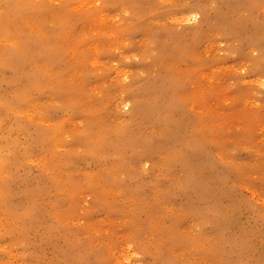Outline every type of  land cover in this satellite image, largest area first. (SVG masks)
<instances>
[{"label":"rangeland","instance_id":"obj_1","mask_svg":"<svg viewBox=\"0 0 264 264\" xmlns=\"http://www.w3.org/2000/svg\"><path fill=\"white\" fill-rule=\"evenodd\" d=\"M0 8V95L30 85L5 148L0 264H264V0ZM19 52L30 71L13 80Z\"/></svg>","mask_w":264,"mask_h":264},{"label":"bare ground","instance_id":"obj_2","mask_svg":"<svg viewBox=\"0 0 264 264\" xmlns=\"http://www.w3.org/2000/svg\"><path fill=\"white\" fill-rule=\"evenodd\" d=\"M29 1H33V0H29ZM37 1H39V0H37ZM50 1V0H49ZM30 4V3H29ZM74 6V5H73ZM29 7H30V5H29ZM39 7H41L40 5H39ZM5 8V7H4ZM22 9H21V12H24L25 10H26V7H21ZM32 8H34L35 9V6H33ZM42 8V7H41ZM45 8V7H44ZM75 8V7H74ZM36 9H38L37 7H36ZM0 10L2 11V9L0 8ZM38 10H41V9H38ZM73 10V9H72ZM120 11V10H119ZM24 16L26 17V19H27V17L28 16H26L27 14L24 12ZM4 15V14H3ZM9 15V14H8ZM21 15H23V14H21ZM29 15V14H28ZM109 17V16H108ZM19 18H21V17H19ZM19 18H17V19H19ZM111 18V17H110ZM113 20V19H112ZM123 20V19H122ZM149 20V19H148ZM24 19H23V23H24ZM29 21H30V19H29ZM28 21V19H27V21H26V23L28 24H30V22ZM18 22H19V20H18ZM101 22V21H100ZM0 23H2V20H1V18H0ZM36 23L37 22H35V24H34V26L36 25ZM21 23H19V25H20ZM25 24V23H24ZM39 25V24H38ZM15 26H17V25H15ZM21 26V25H20ZM41 26V25H40ZM28 27V26H27ZM31 27V26H30ZM36 27V26H35ZM35 27H33V29H36ZM97 28V27H96ZM103 28V27H102ZM16 29V28H15ZM97 30V29H96ZM109 30V29H108ZM16 32H18L17 30H15ZM21 31V30H20ZM31 31V30H30ZM33 31H37V29L36 30H33ZM38 31H39V29H38ZM103 31V30H102ZM112 31V30H111ZM40 32H42V30H40ZM40 32H38V33H40ZM43 32H44V30H43ZM104 32H105V29H104ZM37 33V32H36ZM46 33V32H45ZM47 33H49L48 31H47ZM57 34H58V32H57ZM6 35H7V33H6ZM9 35V34H8ZM26 36V35H25ZM37 36H38V34H37ZM42 36H44L43 34H42ZM3 37V36H2ZM7 39H9L10 40V38H8V37H6ZM14 38H15V40H16V37L14 36ZM125 38V37H124ZM39 39H41V38H39ZM32 40V39H31ZM0 41H1V39H0ZM3 41V40H2ZM11 41H14V39H13V37H12V40ZM61 41H63V40H61ZM10 42V41H9ZM20 41H17V42H15V43H13L14 45H13V47L14 48H17L16 46H18V43H19ZM58 42H60V39L58 40ZM64 44H65V39H64ZM139 43V42H138ZM23 44V43H22ZM41 44H43V43H41ZM40 44V45H41ZM46 44V43H45ZM64 44H62L61 46L59 45V47H61L62 48V46H64ZM96 44V43H95ZM11 45V44H10ZM16 45V46H15ZM92 45V44H91ZM1 46H2V48H3V45H0V48H1ZM22 46V45H21ZM20 46V47H21ZM24 46V45H23ZM22 46V47H23ZM116 46V45H115ZM45 48L46 47H48V46H44ZM43 47V48H44ZM90 47V46H89ZM42 48V47H41ZM41 48H39V49H41ZM47 49V48H46ZM18 50V49H17ZM20 50V49H19ZM18 50V51H19ZM59 50V49H58ZM62 50V49H61ZM5 51H7V50H5ZM40 51H43V50H40ZM4 52V51H3ZM14 53H16V51H13ZM10 53V52H9ZM9 53H8V55H9ZM12 53V52H11ZM33 53V52H32ZM160 54V53H159ZM5 55V54H4ZM32 57V55L31 54H26V53H22V52H19V54H16V59L18 60V58H21V60L19 61L20 62V65L18 66V67H16L15 65H14V63L13 62H11V67H15L14 68V70H13V75H14V77H13V80L14 79H16V77H18V75L19 74H21L22 73V69L25 67V65L26 64H28V60L30 59ZM9 59V58H8ZM15 59V60H16ZM11 60V59H10ZM169 60V59H168ZM171 60V59H170ZM18 62V63H19ZM33 62V61H32ZM99 62V61H98ZM34 63H35V60H34ZM95 63V62H94ZM15 64H17V63H15ZM31 65H32V63H31ZM166 65V64H165ZM28 66H26V69L25 70H27L28 68H27ZM29 67H31V66H29ZM42 67V66H41ZM165 67V66H164ZM34 67L32 66V69H33ZM38 68V70H39V67H37ZM36 68V69H37ZM46 68V67H45ZM31 69V68H30ZM35 69V68H34ZM42 69V68H41ZM170 69V68H169ZM28 71V70H27ZM30 71V70H29ZM28 71V72H29ZM43 72H46V71H43ZM118 72V71H117ZM29 74H31L32 75V78H31V76L29 75ZM27 73V75H28V81L30 82V84L32 85L34 82H38V80L34 77L35 75L37 76V78L38 79H40V77H41V75H40V73L39 72H36V70H31V72L30 73ZM118 74V73H117ZM25 88H30V85L29 86H26V87H22L21 89H19V90H17V91H15V93H13L11 96H6L7 95V93H2L1 95H3V96H1L0 95V102L2 101V107L4 108V109H6L7 111H11V112H13V117H14V119H15V125L14 124H11L10 122H9V124H7L6 123V125H8L7 126V128H5V129H2V130H0V207H2V205L4 206L5 205V194H3L2 192H3V190H2V186H3V184H5L4 183V175H3V172L4 171H7L6 170V165L8 164V162H10L9 161V158L10 159H12V160H16V159H14L15 158V156L14 157H7V152L5 151V148L6 147H10V148H15V146L17 145V137L16 136H13V137H11L10 135H9V131H10V134H14V133H16V131H18V129L21 127H23V129H27V127H26V125L25 124H21V122L23 123V122H25V120L24 119H26L27 117H29L27 114H28V109L29 108H24V109H22V110H19V109H17L16 107L18 106V104H17V99L22 95V93H23V91H24V89ZM158 94V93H157ZM122 96V95H121ZM16 97V98H15ZM5 100H4V99ZM16 100H15V99ZM14 99V100H13ZM67 100V99H66ZM35 102V101H34ZM55 103V102H54ZM83 107V106H82ZM16 108V109H15ZM31 109V108H30ZM31 112L32 111H34V110H30ZM78 112V111H77ZM34 113V112H33ZM38 113V112H37ZM40 113V112H39ZM32 113H30L29 115H31ZM41 114H43V113H41ZM85 114H86V112H85ZM33 115V114H32ZM78 115V114H77ZM80 115H81V113H80ZM89 115V114H88ZM2 116V115H1ZM35 117V116H34ZM33 117V118H34ZM85 117V116H84ZM12 118V117H11ZM30 119V118H29ZM28 119V120H29ZM27 120V121H28ZM38 120V119H37ZM12 121V120H11ZM141 121H142V119H141ZM36 122V121H35ZM39 122V121H38ZM87 122V121H86ZM140 122V121H139ZM46 123V122H45ZM52 123V122H51ZM89 124H90V122H88ZM141 123V122H140ZM54 124V123H53ZM90 127V126H89ZM95 127V126H94ZM86 130V129H85ZM90 130V129H89ZM101 130H102V128H101ZM32 131V130H31ZM86 131H88V130H86ZM92 131V130H91ZM99 131V130H98ZM41 132V131H40ZM62 132V127L60 126V125H57L54 129H52V128H50V130L49 131H46L45 132V135L47 136V138H48V140H50L49 142L51 143V141H54V140H56L57 139V136L59 137ZM81 132V131H80ZM80 132H79V135H80ZM90 132V131H89ZM85 132H81V134H84ZM98 133V132H97ZM90 135L88 136V134H87V136H88V138L87 137H85V139L83 140V144H84V146L86 147V148H88V149H93V148H96L97 147V139H96V136L94 137V136H92L91 135V132L89 133ZM118 134V133H117ZM94 135V134H93ZM100 135H101V133H100ZM98 136V135H97ZM79 137H83V135L82 136H79ZM128 137V136H127ZM143 137V136H142ZM41 138V137H40ZM126 138V137H125ZM124 138V139H125ZM43 140V139H42ZM47 140V141H48ZM81 140V139H80ZM27 142H29L28 140H27ZM49 142H47V144L49 145ZM20 144V143H19ZM22 144V143H21ZM46 144V145H47ZM24 145V144H23ZM122 145V144H121ZM50 146V145H49ZM123 146V145H122ZM44 147H46V146H44ZM110 147V146H109ZM117 147V146H116ZM125 147V146H124ZM9 148V149H10ZM48 148V147H47ZM7 149V148H6ZM52 150V148H50L49 147V150ZM49 150H47L46 149V151H49ZM97 150V149H96ZM11 152L12 153H8V155L9 154H14L15 153V151H14V149H11ZM52 152V151H51ZM122 152V151H121ZM52 153H54V152H52ZM97 153H98V151H97ZM16 156H17V154H15ZM50 155H52V154H50ZM58 155V154H57ZM19 156V155H18ZM54 156V155H53ZM59 156V155H58ZM57 156V157H58ZM36 157V156H35ZM75 157V156H74ZM123 157V156H122ZM16 158H18V157H16ZM29 158L30 157H28L27 158V160H29ZM60 159H61V156L59 157ZM115 158V157H114ZM21 159H22V157H21ZM20 159V160H21ZM50 159V160H49ZM49 159H47L46 160V163H48L49 164V167H50V169L51 170H53L54 171V168H55V170H56V165L57 166H59L60 165V163H59V165H58V163L56 164L55 162H54V158L52 157V156H49ZM60 159H57V161L58 160H60ZM75 159V158H74ZM26 160V159H25ZM31 160V159H30ZM29 160V161H30ZM200 161V160H199ZM16 162V161H15ZM17 162H19V161H17ZM20 163V162H19ZM36 163V162H35ZM13 164H15V163H13ZM66 164V163H65ZM69 164L72 166V163H70V160H69ZM19 165V164H18ZM69 165V166H70ZM46 166V165H45ZM42 167H43V165H42ZM66 167V166H65ZM14 170H15V168H14ZM58 171H59V169H58ZM16 172V171H15ZM56 172V171H55ZM16 174H12V176L14 177ZM6 177H8V175H5ZM6 177H5V179H6ZM10 177H11V175H10ZM53 179L55 180L56 179V176H54L53 177ZM85 179V178H84ZM53 185H55V187H57L56 185H58L57 184V180H55L54 181V183H53ZM27 187V186H26ZM25 187V188H26ZM29 188H31V187H29ZM58 188V187H57ZM26 190V189H25ZM116 193V192H115ZM29 195V194H28ZM25 196H27V195H25ZM24 196V197H25ZM30 196V195H29ZM32 197V196H31ZM30 198V197H29ZM27 199L28 201L30 200V199ZM32 199V198H31ZM32 202H33V200H32ZM31 201H30V203H32ZM25 203H27V202H25ZM34 203V202H33ZM22 204V203H21ZM52 204V203H51ZM24 206V205H23ZM22 206V207H23ZM22 207H21V209H22ZM26 207H28V205L26 206ZM61 207V206H60ZM25 208V207H24ZM31 208V207H30ZM35 208V207H34ZM33 208V209H34ZM27 209V208H26ZM55 209V208H54ZM23 211V210H22ZM28 211H30V210H28ZM32 211V210H31ZM31 211H30V213H31ZM0 212H2L4 215H5V212L8 214V211L6 210V209H4V208H1L0 209ZM34 212V211H33ZM58 213V212H57ZM1 215V214H0ZM25 215H27V214H25ZM34 215V214H33ZM6 216V215H5ZM5 216L3 217V215H2V217L5 219ZM28 216V215H27ZM57 216V215H56ZM55 216V217H56ZM30 217V216H29ZM35 217V216H34ZM59 217V216H58ZM30 218H32V217H30ZM57 218V217H56ZM33 219V218H32ZM54 220H55V218H53ZM0 220H1V218H0ZM37 220V219H36ZM59 220H60V218H59ZM58 220V221H59ZM61 220H62V218H61ZM5 221H7V220H5ZM57 221V222H58ZM8 222V221H7ZM52 222V221H51ZM5 223V222H4ZM54 223V222H53ZM55 224H57L58 225V223H55ZM54 224V225H55ZM46 225V224H45ZM53 225V224H52ZM52 225H49V226H51L52 227ZM56 226V225H55ZM18 227V226H17ZM57 227V226H56ZM29 228V227H28ZM46 228V227H45ZM48 228V227H47ZM53 229V228H52ZM180 252V251H179ZM0 263H1V261H0ZM9 263V262H8ZM121 263V262H120Z\"/></svg>","mask_w":264,"mask_h":264}]
</instances>
